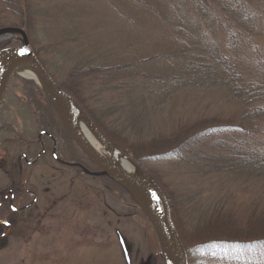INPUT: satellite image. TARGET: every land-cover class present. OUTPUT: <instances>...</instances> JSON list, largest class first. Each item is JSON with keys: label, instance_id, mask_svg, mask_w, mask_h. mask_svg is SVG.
<instances>
[{"label": "rangeland", "instance_id": "1", "mask_svg": "<svg viewBox=\"0 0 264 264\" xmlns=\"http://www.w3.org/2000/svg\"><path fill=\"white\" fill-rule=\"evenodd\" d=\"M26 1L32 13V40L40 60L57 82L80 87L82 101L94 115L102 117L103 126L119 140H140L158 131H173L180 120L184 126L196 120H225L240 113L239 105L228 100L225 91H191L190 88L171 93L162 110L151 113L143 109L142 99L147 95L154 100L161 91L149 94L136 91L131 96L136 107L129 112L125 81L113 89L92 78L75 84L67 80L66 72L76 61L85 59L78 58L79 55L96 54L94 57L100 63L108 65L156 55L171 54L175 58L176 52L183 50L173 49V45L179 43L183 49L191 47V41L183 43L181 38L175 41L170 35L173 33L161 20L168 8L160 0H147L149 4L140 0ZM22 18L21 24L28 23V19ZM185 28L190 39L201 43L213 41L220 53H228L226 36L214 25H205L187 16ZM241 32L236 31L241 45L232 54L233 58L244 68L243 77L257 79L264 86V30L254 33L252 25ZM15 37L21 41L19 34ZM2 46L0 53L14 45L3 49ZM89 57L92 56H86ZM25 81L35 84L20 75L15 77L0 109V168L4 171L0 172V190L8 183L4 175L17 171L21 155L35 158L41 153L38 135L43 130L39 123L42 111L38 98L28 96L32 89L25 86ZM255 131L263 137L264 121L255 126ZM44 140L47 154L36 165L24 169L23 181L34 192L35 202L13 215V226L2 229L9 238L0 243V264H125L117 233L125 243L130 264H161L157 259L161 249L156 236L128 195L95 177L72 176L68 168L50 157L53 145L55 154L63 161L77 159L87 170L94 169L70 140L61 142L55 137L54 141ZM227 146L243 149L253 156L256 138L248 130L230 131L200 143L192 156L189 154L184 160L144 161L143 167L139 166L170 193L167 192L176 209L182 245H191L197 219L212 212L214 216L216 212L228 215L240 224L253 211L257 216L264 214V175L212 172L203 168L207 155L216 153V149L222 153ZM99 151L105 153L101 148ZM118 153L134 163L132 155ZM28 197L17 207L28 205L31 201ZM166 201L171 218L170 202ZM212 253L206 257L186 253L187 264H264L256 258L250 262L240 253L234 256L226 249L221 254ZM163 261L166 264L164 257Z\"/></svg>", "mask_w": 264, "mask_h": 264}, {"label": "trees", "instance_id": "2", "mask_svg": "<svg viewBox=\"0 0 264 264\" xmlns=\"http://www.w3.org/2000/svg\"><path fill=\"white\" fill-rule=\"evenodd\" d=\"M141 1L149 4L147 0H140V3ZM157 1L155 0V2ZM160 3L168 8V13L161 20L174 34H170L172 38H181L183 43L189 40L192 44L191 47L183 49L179 43L173 45V49L183 50L176 52L175 58L171 54L156 55L135 62L110 63L108 65L100 63L99 59L94 57L96 54L79 55L78 58L85 57V59L75 60L77 63L66 72L67 80L75 84L77 81L82 82L85 80L84 78H92L101 85H109L113 89H117L119 85H116L123 84L125 81V102L128 103L127 110L129 112L132 111L133 107H136L131 101V96L136 91H144L147 94L151 91H161L154 100L148 99L147 95L144 94L143 109L151 113V111H161L169 97L168 95L182 89L190 88L191 91L203 90L204 92L223 90L228 95V100L239 105L240 113L238 115L230 116L225 120L218 118L196 120L184 126L182 125L183 121L178 120L179 122L173 131H158L140 140H119L115 134L111 133V130L103 126L102 117L94 115L93 111L89 110L86 103L82 101L79 96L80 87L76 88L57 82L53 74L40 60L39 52L35 49L32 40L30 31L32 13L26 0H0V29L21 28L34 55L48 74L79 104L103 137L124 155H132V161L138 166H142L144 161L184 160L185 156L189 154L192 156L200 143H206L211 138L242 129L250 131L256 138L257 147L252 146L254 155L247 154L243 149L227 146L222 153L216 149V153L207 155L203 168L205 167L212 172L244 173L248 176L264 175V134L263 137H260L258 135L262 133L255 131V126L257 127L260 122L264 121V86L257 79L251 80L243 77L241 73L244 68L234 60L232 55L237 52V47L241 45L236 36V31L241 32V30H245L246 27L248 29L252 25H254V33L260 32L261 29L264 30V0H160ZM186 10H189L190 13L185 15ZM22 16L25 20L28 19V23L25 22L21 26ZM187 16L197 20V22H203L205 25H214L215 29L222 31L228 43V53H220V50L215 48L213 41L201 43L198 40L195 41L194 38L190 39L185 28ZM15 36L14 33L0 36V47L1 44H3L2 49L12 47V45H14L13 48L19 47L21 41H18ZM187 53L189 55L185 56ZM86 56L92 57L86 58ZM24 84L32 89L28 92V96L34 99L38 98V107L42 111V115H39V123H41L43 131L48 134L44 138L48 142L50 136L59 139L61 142L71 141L39 88L31 81H25ZM40 101L43 102V105ZM35 122L37 124L38 119ZM110 125L113 126V124ZM71 161L79 162L80 160L72 159ZM23 167L22 175L24 177L26 171L24 169L28 166L23 165ZM68 170L72 172V176L82 174L77 168H68ZM0 172L4 171L0 168ZM4 176L8 183L4 189L0 190L2 192L1 199L4 192L12 191L14 194L12 206L18 204L17 207L27 196L20 186L18 168L17 171H12L11 174L6 173ZM97 179L116 189L118 188L124 193L118 185L108 178L97 177ZM154 181L170 202L171 220L182 241L176 209L173 206L170 193L167 191L168 194L164 190L165 188L158 179H154ZM26 183L24 182V185ZM28 198L32 199L31 196ZM16 214L18 212L11 209L8 200L0 207V222H5V224L0 223V243L9 238V235L3 233L2 229L6 225L13 226L12 219L13 215ZM254 216H257L255 211L248 217L247 221L241 222L243 226L231 220L228 215L221 216L219 212H216L215 216L212 212L207 217L197 219L198 223L195 226L191 245H185L183 242L186 253L191 254L192 257L202 255L206 257L213 254L214 251L221 254L222 250L226 249L234 256H238L240 253L241 257H247L248 261L256 258L260 259L257 262L264 263V214ZM157 259L161 264L164 263L161 253Z\"/></svg>", "mask_w": 264, "mask_h": 264}, {"label": "water", "instance_id": "3", "mask_svg": "<svg viewBox=\"0 0 264 264\" xmlns=\"http://www.w3.org/2000/svg\"><path fill=\"white\" fill-rule=\"evenodd\" d=\"M6 33H18L22 43L18 48L8 49L0 53V107L14 76L19 75L24 70H29L34 76L32 80L39 86L69 138L100 172H90L80 165L77 166L85 175L107 177L129 196L152 227L166 264H187L185 249L171 221L166 198L157 184L134 163H132L131 172L116 166L111 158L118 151L101 135L76 101L67 95L44 70L32 52L25 33L18 28L0 29V36ZM73 109L79 112L91 137L98 147L105 152L102 153L104 155L90 147L78 134L70 119ZM155 206H157L160 215V222L155 217ZM117 239L125 264H130L125 243L118 233Z\"/></svg>", "mask_w": 264, "mask_h": 264}, {"label": "bare ground", "instance_id": "4", "mask_svg": "<svg viewBox=\"0 0 264 264\" xmlns=\"http://www.w3.org/2000/svg\"><path fill=\"white\" fill-rule=\"evenodd\" d=\"M20 75L25 79H34L33 74L29 70H24L20 72ZM70 119L76 131L86 141V143L90 145V147H92L95 151L102 154L99 151L98 145L96 144L94 139L91 137L90 133L88 132L86 124L77 110L73 109L71 111ZM111 160L116 166H118L122 170L128 171V172L132 171V163L127 158L120 155L119 153H115L112 156ZM155 217L157 221L160 222V215L157 210V206H155Z\"/></svg>", "mask_w": 264, "mask_h": 264}, {"label": "flooded vegetation", "instance_id": "5", "mask_svg": "<svg viewBox=\"0 0 264 264\" xmlns=\"http://www.w3.org/2000/svg\"><path fill=\"white\" fill-rule=\"evenodd\" d=\"M38 136H39L38 137V140L40 142V145L43 148V151L40 154V156H37L36 158H32V157H30V156H28L26 154H23V155H21V156H23L22 157V161H20L18 163V171H19V177H20V186L23 189L25 195L31 196L33 198L35 197L34 196V192H32L31 190L25 188V185H24L23 175H22V172H23L22 164H24L25 166H28V167L34 166V165H36L39 162L40 159L44 158V156L47 154L46 153V150H45L46 144H45L44 140L42 139V137L46 136V134L45 135H38ZM54 150H55V147L53 145V153H55ZM60 153H63V152L60 151ZM52 155L53 154L51 152V156H50L51 158H52ZM56 162L59 163V164H61L62 166H65V168L67 167V168H77L78 169V166L80 165V164H78V162H72V161H67V160L66 161H63L61 159V156L60 155H59V157L57 155ZM6 193H8L9 195L7 196ZM7 200H8L9 205L11 206V209H12V205L14 204V194H13L12 191L5 192L4 195H3V198L1 199L0 202H2V205H3Z\"/></svg>", "mask_w": 264, "mask_h": 264}]
</instances>
